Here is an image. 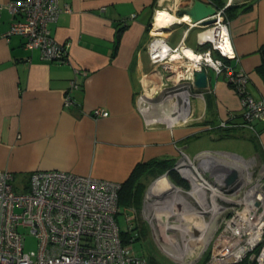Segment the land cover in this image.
I'll return each instance as SVG.
<instances>
[{
  "label": "crops",
  "instance_id": "obj_1",
  "mask_svg": "<svg viewBox=\"0 0 264 264\" xmlns=\"http://www.w3.org/2000/svg\"><path fill=\"white\" fill-rule=\"evenodd\" d=\"M9 1L0 0V169L11 172L14 180L24 176L27 183L33 170L54 169L122 184L137 163L187 161L201 151L226 155L204 160L218 169L237 166L228 161L229 156L256 157L264 164V121L255 120L259 136L239 127L218 126L229 112L240 117L239 98L223 75L209 69L208 86L202 94L192 93L186 107L181 99L159 96L148 100V93L165 76L160 66H153L146 49L154 16L164 10L180 19L185 15L180 12L192 0H58L63 11L51 25V33L67 45V59L62 62L26 48L20 35L4 38L12 20L4 7ZM214 1L226 6L236 54L231 63L247 76L248 94L264 99V80L256 71L261 63L259 47L264 44V0ZM175 25L185 27L180 39L171 44L168 38ZM194 28L178 20L160 30L168 46L177 47L183 41L188 47ZM194 39L189 48L202 49ZM66 95L69 104L64 103ZM96 107L108 115L93 117L90 111ZM179 111L185 120L168 126ZM200 137L208 138L210 148L195 142ZM190 149L193 152L188 154ZM191 162L194 167H188V176L196 186L195 169L201 165ZM207 162L202 161L204 166ZM161 186L159 190V184L153 185L155 189L148 193H161ZM171 186L163 201L168 204L166 211L181 213L183 220L191 219L194 224L186 221L168 228L179 232L201 229L196 220L201 213L195 207L200 204L196 192L182 194V186Z\"/></svg>",
  "mask_w": 264,
  "mask_h": 264
},
{
  "label": "built area",
  "instance_id": "obj_2",
  "mask_svg": "<svg viewBox=\"0 0 264 264\" xmlns=\"http://www.w3.org/2000/svg\"><path fill=\"white\" fill-rule=\"evenodd\" d=\"M204 1L216 11L208 17L213 19L209 25L188 21L199 28L196 39L202 49H192L194 58L182 51L183 41L170 47L161 31L152 32L154 16L146 49L153 66H160L165 76L148 93V100L159 96L175 98L185 105L192 93L202 94L191 83L194 72L211 69L217 76H224L240 101L239 119L229 112L218 126L239 127L259 136L255 120L264 121V99L248 94L247 76L231 63L236 54L228 32L226 6ZM4 7L12 17L4 38L20 35L25 39L24 46L38 49L41 57L66 61L67 45L57 42L51 33V25L63 11L58 0H10ZM71 84L75 86L73 81ZM70 102L66 95L64 103ZM90 114L105 117L108 111L96 107ZM181 118L179 111L167 125L173 126ZM217 154L201 151L195 155L201 165L195 169L198 181L205 192L210 190L206 214H210V222L215 226L210 257L205 264L238 263L246 258L264 264V164L256 157L247 160L229 156L228 161L237 166L216 170L215 164L204 160H208L207 156L222 157ZM187 161L174 165L183 177L182 169L194 167L190 159ZM202 161L208 165L204 166ZM231 169L238 172L239 182L226 185L225 178ZM12 180L11 172L0 169V264H151L148 255L133 247L137 241L134 214L127 213L125 220L129 224L123 228L117 222L122 213L118 202L121 183L53 169L33 170L22 191L14 189ZM22 227H28L36 238V249L25 251Z\"/></svg>",
  "mask_w": 264,
  "mask_h": 264
},
{
  "label": "rangeland",
  "instance_id": "obj_3",
  "mask_svg": "<svg viewBox=\"0 0 264 264\" xmlns=\"http://www.w3.org/2000/svg\"><path fill=\"white\" fill-rule=\"evenodd\" d=\"M183 13H185V12L183 11ZM182 14H180V15H182ZM179 18H181V17H179ZM178 20H180V19H176V21H178ZM182 21H186V20H182ZM154 23H156V22L154 21ZM174 23H171V25H173ZM184 27H185V25L173 26V30L171 31V36L168 38L169 43L174 44L180 39L181 34L184 31ZM197 30H199V28H194L190 32V37L187 41V44L189 46H194V41H195L194 38L197 34ZM195 142L198 144H202V146H207L206 148H210L209 147L210 142L208 141V138L205 139V138L200 137L197 140H195ZM191 152H193L192 149H190V152L188 151V154H190ZM209 152L215 153L214 151H209ZM217 155L224 156L221 153H219ZM183 156L187 157L186 155H183ZM189 159L191 161H194L196 164H198L200 161V158L196 159V157L189 158ZM184 162H186V159L182 160V158H181L179 160H176L173 162L172 167L174 168V165L176 163H179V166H180ZM213 168L218 170V168L216 166H213ZM174 170L176 171L175 168H174ZM207 174L212 175L209 172H207ZM162 176H164V178H166L171 184H175V183H173L172 179L170 178V175H168L167 170L163 171L162 173L159 172V174H158V172H152V173L145 174L141 179V183H143V190L141 191L142 199L139 201L140 205L136 206V208L133 207L135 209L134 211H131L130 209H128V206L125 207V206L120 205L122 213L118 214V216H117V222H118L119 226L121 228H123L125 225L127 226L129 223L127 224V221L125 220V218L128 215L131 216L132 214H134L135 217H133L132 222L135 225V230L137 233V235H136L137 241L134 243L133 247L136 248L138 253H143V254L148 255L149 261H150V256L152 255L157 260H159L160 262H163L164 264H197L207 254H208L207 260H208L210 257L211 241L214 237L215 226L212 228L209 227L208 230H206L207 229L206 228L205 229L206 232H205L204 236H202L203 239L199 236L198 237L199 239L197 238L196 241H193L192 243L189 242L191 247L189 249H186L185 241H182L180 239V238L183 239L184 237L180 236L179 230L170 229L168 227L171 225L177 226L178 223L186 222V221H189L190 224L193 225L194 222L191 219H184L183 220L184 217H182L183 215L181 213L176 212V214H175V213H173V211H168V212L166 211V209H167L166 206H168V204L165 206V203H163V201L166 199V196L169 195V193L163 192V193H159L156 195L152 194V193L151 194L148 193V191H150L151 189L152 190H153V188L155 189V187H153V185L156 187L158 186L156 184L157 180L159 178H161ZM208 177L210 179L213 178L211 176H208ZM183 180H184V182L187 183V186L181 187V189L184 191L182 194H185L186 192L190 191L192 185L190 184L191 182L187 178L183 177ZM12 183H13L14 189L16 191H22L23 189H22L21 185L26 184V179H24V176H22L16 180H12ZM158 184H159L158 189L162 190L161 184L160 183H158ZM175 185H177V184H175ZM196 186L198 187L197 184H196ZM190 193H192V192L190 191ZM175 194H178V192L176 191ZM187 195L188 194H186V196ZM207 195H210V190H208V189L206 190V192H203V190H201L197 194L194 195L195 198L197 199V201L200 203L198 205L195 202L196 203L195 207L201 211V213H198L199 216H197L196 220H198V222H199L200 221V215H201L202 216L201 218H203L202 221L205 223L207 221V225L201 224V229H199V230L197 229L196 231L193 230L194 235L192 236V238H196L197 235L199 234V232L203 230L204 226H211L212 224H214L213 221L210 222V217H211L210 214H208V213L206 214L204 212V211H206L205 209H207L209 207V204L207 201ZM189 198L190 197L188 196V199ZM190 201H191V198H190ZM139 202H137V203L135 202L136 205ZM175 210H178V208H176ZM127 213H128V215H127ZM130 219H132V218H130ZM21 231L24 233V236H25V239H24L25 251H28L30 249H36L37 241H36V238L29 232V228L28 227H22ZM170 240L173 243L178 242L181 246H183L184 247V254L179 255V253L175 252L174 250L170 251V249H169V245H170L169 241ZM207 260L205 261V263L207 262Z\"/></svg>",
  "mask_w": 264,
  "mask_h": 264
},
{
  "label": "trees",
  "instance_id": "obj_4",
  "mask_svg": "<svg viewBox=\"0 0 264 264\" xmlns=\"http://www.w3.org/2000/svg\"><path fill=\"white\" fill-rule=\"evenodd\" d=\"M215 4H217L214 0H212ZM219 5V4H218ZM221 6V5H219ZM226 9V8H225ZM159 28L154 27L153 33L160 32ZM259 53L261 56V63L257 66L256 71L264 80V44L259 47ZM247 91V90H246ZM174 160L171 159H160V160H150L142 163H137L132 169L128 178L121 184V188L118 193V202L119 205L128 206V209L132 207L136 208V206L140 205L141 191L143 190V183H141V179L145 174L152 172L162 173L165 170H168L169 175L171 176L172 181L180 186H187V183L178 175V173L172 169ZM139 202L137 205L136 203ZM208 254L204 256L197 264H205L207 260ZM151 264H164L157 260L154 256H150ZM231 264H256L254 261H250L247 258L238 263Z\"/></svg>",
  "mask_w": 264,
  "mask_h": 264
},
{
  "label": "bare ground",
  "instance_id": "obj_5",
  "mask_svg": "<svg viewBox=\"0 0 264 264\" xmlns=\"http://www.w3.org/2000/svg\"><path fill=\"white\" fill-rule=\"evenodd\" d=\"M187 13H185V15L183 17L180 18L179 21L181 20H186V21H189L190 20V17L189 15L186 16ZM176 19H178L177 17H175L173 14H170L168 13L167 11H164V10H158L157 13L155 14V22L154 23V27L156 28H164V27H170L171 23H174L176 21ZM182 51L185 53V55L191 57V58H194L195 55H194V51H192L191 48L183 45L182 47ZM174 57V56H173ZM172 57V58H173ZM52 170V169H51ZM54 170V169H53ZM182 172L184 173L185 177L191 182L189 176H188V173H189V169L188 167L185 168V169H182ZM195 174H196V177H194L193 179H195L197 182H198V187L192 185L191 186V192H193V194H196L200 191V190H204L205 189L202 187V185L200 184V180L198 181V176H197V173L195 171ZM197 178V179H196ZM29 179V178H28ZM158 183L162 184L165 188L163 189L164 191H161V193L163 192H168L170 191L171 189H173L174 187L171 186L170 182L164 178V176H162L161 178H159L157 180V185ZM192 184V183H191ZM158 190V189H157ZM159 191V190H158ZM180 191V190H179ZM191 195H193L192 193H190ZM207 211V209H205ZM198 216V215H197ZM202 216L200 215V225L201 224H205L207 225V221L206 223L202 221L203 218H201ZM198 221V220H197ZM214 224H212L211 226H204L203 230L199 232V234L197 235L196 238H192V236L194 235L193 233V228H190V229H183L182 231L180 230V236L181 237H184L183 239L180 238L182 241H185V245H186V249H189L191 246H190V243H192L193 241H196V239L200 236L202 239L206 232V230H208V228H212ZM183 227V226H181ZM207 228V229H206ZM198 228H196L195 230H197ZM206 229V230H205ZM192 230V231H191ZM203 234V235H202ZM186 236V237H185ZM171 238V237H170ZM199 239V238H198ZM172 240V239H171ZM171 240L169 241V249L170 251L171 250H174L175 252H178L179 255L180 254H184V247L181 246L178 242H171ZM201 240V239H200ZM171 242V243H170ZM190 242V243H189ZM168 250V249H167Z\"/></svg>",
  "mask_w": 264,
  "mask_h": 264
},
{
  "label": "water",
  "instance_id": "obj_6",
  "mask_svg": "<svg viewBox=\"0 0 264 264\" xmlns=\"http://www.w3.org/2000/svg\"><path fill=\"white\" fill-rule=\"evenodd\" d=\"M215 8L206 3L203 0H192V3L187 7L184 12L190 17L189 22L199 21L202 25H209L213 22V19L208 18L215 13ZM183 12H180L182 14ZM209 73L206 69L195 71L192 75L191 83L197 89L203 90L208 86ZM238 181V172L235 169H231L227 177L225 178L226 185H233ZM156 195V194H155Z\"/></svg>",
  "mask_w": 264,
  "mask_h": 264
},
{
  "label": "flooded vegetation",
  "instance_id": "obj_7",
  "mask_svg": "<svg viewBox=\"0 0 264 264\" xmlns=\"http://www.w3.org/2000/svg\"><path fill=\"white\" fill-rule=\"evenodd\" d=\"M185 107L187 106V104L184 105Z\"/></svg>",
  "mask_w": 264,
  "mask_h": 264
}]
</instances>
